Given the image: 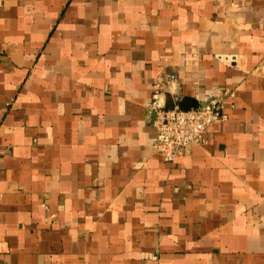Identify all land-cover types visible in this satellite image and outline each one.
<instances>
[{
	"label": "crops",
	"instance_id": "crops-1",
	"mask_svg": "<svg viewBox=\"0 0 264 264\" xmlns=\"http://www.w3.org/2000/svg\"><path fill=\"white\" fill-rule=\"evenodd\" d=\"M0 264H264V0H0Z\"/></svg>",
	"mask_w": 264,
	"mask_h": 264
},
{
	"label": "built area",
	"instance_id": "built-area-1",
	"mask_svg": "<svg viewBox=\"0 0 264 264\" xmlns=\"http://www.w3.org/2000/svg\"><path fill=\"white\" fill-rule=\"evenodd\" d=\"M170 78L174 79V76ZM159 95L155 91L147 103L146 115L156 131L154 149L165 162H173L190 144L205 145L207 128L216 121L226 119L222 113L224 102L219 96L210 97L203 102V106L197 102V107L181 110L176 103L171 108L161 105Z\"/></svg>",
	"mask_w": 264,
	"mask_h": 264
},
{
	"label": "water",
	"instance_id": "water-1",
	"mask_svg": "<svg viewBox=\"0 0 264 264\" xmlns=\"http://www.w3.org/2000/svg\"><path fill=\"white\" fill-rule=\"evenodd\" d=\"M200 105L203 106V103H201ZM197 106H198L197 101L191 98H185L178 103V108H180L181 110H188L191 107L195 108Z\"/></svg>",
	"mask_w": 264,
	"mask_h": 264
}]
</instances>
